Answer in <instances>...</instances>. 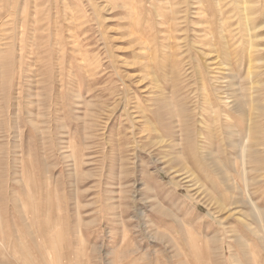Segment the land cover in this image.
Masks as SVG:
<instances>
[{
    "label": "rangeland",
    "instance_id": "obj_1",
    "mask_svg": "<svg viewBox=\"0 0 264 264\" xmlns=\"http://www.w3.org/2000/svg\"><path fill=\"white\" fill-rule=\"evenodd\" d=\"M201 1L0 0V264H264V180L238 169L242 112L206 103Z\"/></svg>",
    "mask_w": 264,
    "mask_h": 264
},
{
    "label": "bare ground",
    "instance_id": "obj_2",
    "mask_svg": "<svg viewBox=\"0 0 264 264\" xmlns=\"http://www.w3.org/2000/svg\"><path fill=\"white\" fill-rule=\"evenodd\" d=\"M201 2L203 1L199 0L198 3ZM249 3V0L238 2V15L242 14L240 18L245 23L246 33L244 35L247 37L246 42H243V39L240 40L238 32L233 27L234 25L237 27L238 22H231L235 16L228 14L233 11L225 10L222 0H214V5L210 4L212 9H207L206 6L207 13L204 10L199 11L196 9L194 15L198 17L201 14L203 16L208 14L209 17L206 22L209 28L205 32V46H207L205 56L207 60H205L204 67L208 82L207 95H205L206 103L209 104L212 113L222 115V112H224V121L232 127L236 126L238 120L234 112H242L240 114L242 116L240 126L245 128V132L242 129L239 131L232 130V136H238L240 139L234 143L240 160L238 169L244 173L247 171V165H249L250 170L255 173L253 180L260 183L264 180V47L262 48V45L258 42L260 36L257 34V26L252 22V13L248 7ZM221 15L224 16V20L221 19ZM200 23L199 21L196 22V24ZM231 27L233 29H230ZM233 31H235V36L232 35ZM229 37L232 40L235 39L232 45ZM220 43L223 44V50L219 49ZM223 54L227 58L223 57ZM230 54H234L236 57L234 63L229 60ZM230 78L235 81L230 82ZM229 87H233L234 94H230ZM189 112L188 116L194 118L196 111L189 109ZM220 118H215V122H220L222 119ZM205 122L207 123V120ZM162 141L164 140L162 139ZM227 173L228 178L233 177L229 171ZM247 184H249L248 179L245 177L243 182L245 191ZM262 187H264V184ZM246 195H248L247 192ZM249 199L252 201L251 198ZM253 206L259 219L262 216L261 212L256 204ZM262 232L264 234V229ZM237 239L243 241L241 237ZM237 263L240 264L238 261Z\"/></svg>",
    "mask_w": 264,
    "mask_h": 264
}]
</instances>
